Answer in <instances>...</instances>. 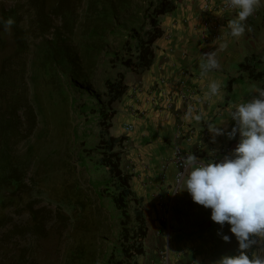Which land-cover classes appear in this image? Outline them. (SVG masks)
I'll use <instances>...</instances> for the list:
<instances>
[{
    "label": "crops",
    "instance_id": "obj_1",
    "mask_svg": "<svg viewBox=\"0 0 264 264\" xmlns=\"http://www.w3.org/2000/svg\"><path fill=\"white\" fill-rule=\"evenodd\" d=\"M172 1L173 10L154 22L160 35L152 44L150 65L124 76L126 90L116 100L120 105L108 131L113 137L125 136L120 165L130 174L146 229L144 254L134 258L135 264H215L222 256L237 255L238 241L230 225L221 228L210 219V208L196 204L186 191L175 192L182 189L174 151L180 148L205 163H219L239 143V133L235 139L221 135L213 140L208 127L231 131L232 105L249 101L258 95L255 89L264 88V79L250 78L245 70L253 58L264 56V0L243 22L246 30L240 38L232 37L227 27L237 13L220 11L222 0ZM212 51L219 68L202 74L203 54ZM258 66L262 69L264 62ZM161 79L171 100L159 92ZM213 81L220 83V94L205 99ZM182 90L188 91L186 99ZM189 106L199 121L185 119ZM218 233L229 236V242ZM259 249L253 245L247 254L251 258Z\"/></svg>",
    "mask_w": 264,
    "mask_h": 264
},
{
    "label": "trees",
    "instance_id": "obj_2",
    "mask_svg": "<svg viewBox=\"0 0 264 264\" xmlns=\"http://www.w3.org/2000/svg\"><path fill=\"white\" fill-rule=\"evenodd\" d=\"M137 1L83 0L78 3L79 8L73 0H57L49 7L46 0H29L27 26L18 25L22 18L15 7L7 11V18L10 16L15 21L17 53L26 51L27 40L35 37L31 43L34 49L29 72L43 83L33 90L31 103L24 107L29 119L27 129L32 130L34 124L42 122L45 127L38 142L48 135L53 122L61 134L55 155L40 160V169L44 177L59 175L61 180L55 200L58 208L65 210L70 225L71 244L66 250V264H135L134 258L144 254L146 229L142 210L134 198L130 174L120 165L125 136L113 137L108 131L110 124L104 123L115 113L109 105L126 90L124 74H119L114 82H105L109 95L106 105L77 99L83 95L94 97L92 80L114 39H120L121 45L112 53L111 60L118 58L122 50L125 55L117 59V64L124 68L143 69L150 65L152 44L160 35L154 22L175 5L172 0H140L138 5ZM28 26L31 33L23 37ZM38 37L41 39L35 43ZM263 62L264 56L253 58L245 67L248 77L264 79V67L258 69ZM48 108L53 114L60 112V118L49 121ZM11 110L14 114L16 107ZM95 114L105 128L100 132L96 153L95 148L82 143V150L75 156L73 152L78 148L74 144L75 116L87 118ZM15 122L5 127L7 144L20 135L18 122L21 121ZM25 162L20 156L2 155L0 163L3 172H7L5 178L21 179ZM93 171H101L103 178L93 179ZM110 231L116 235L112 245L106 234Z\"/></svg>",
    "mask_w": 264,
    "mask_h": 264
},
{
    "label": "rangeland",
    "instance_id": "obj_3",
    "mask_svg": "<svg viewBox=\"0 0 264 264\" xmlns=\"http://www.w3.org/2000/svg\"><path fill=\"white\" fill-rule=\"evenodd\" d=\"M82 1L73 0V3L77 7ZM46 2L49 7L57 0ZM29 3V0H0V157L16 155L27 161L22 164L24 174L18 181L5 178L7 172H3L0 163V264H66V250L71 244L70 225L65 210L58 208L55 200L60 192L61 180L59 175L50 174L44 177L40 169V160L55 155L61 134L58 133L56 122H53L49 126L51 129L48 135L38 142L43 133L42 128L45 127L42 122L34 124L32 130L27 129L29 119L26 117L24 107L31 103L33 90L36 91L38 86L43 84L30 76L29 72L34 49L31 43L35 37L27 40L29 48L26 51L17 53L15 21L10 16L7 18V11L15 7L22 18L18 25H29ZM138 3L140 0L137 1V5ZM9 19L13 21L11 26L5 23ZM54 22L59 23L57 20ZM25 30L23 37L31 33L29 26ZM40 39L41 37H38L35 43ZM120 45V39L116 41L114 39L110 43L92 80L94 97L77 96L79 102L106 105L109 95L105 82L116 81L118 75L122 73L125 76L132 71H139L134 66L124 68L117 64L119 61L117 59L125 55L122 50L118 58L111 60L112 53L119 49ZM244 89L248 90L247 87ZM116 100L109 105L110 109L114 110L120 105ZM11 107H16L14 114H11ZM47 113L49 121H56L61 116L60 112L53 114L50 108ZM16 119L21 121L18 122L20 135L12 138L7 144L4 133L8 129L5 127L16 123ZM75 123L77 137L74 144H77L78 148L73 153L77 156L83 148L82 143L89 148L97 147L100 132L105 128L96 114L87 118L75 116ZM31 146L34 147L30 150ZM94 152L96 153V148ZM89 168H93L91 163ZM91 174L93 179L103 178L101 171H93ZM113 223L117 225L116 221ZM106 234L109 237V245H112L116 237L115 232L112 234L110 231Z\"/></svg>",
    "mask_w": 264,
    "mask_h": 264
},
{
    "label": "clouds",
    "instance_id": "obj_4",
    "mask_svg": "<svg viewBox=\"0 0 264 264\" xmlns=\"http://www.w3.org/2000/svg\"><path fill=\"white\" fill-rule=\"evenodd\" d=\"M223 3L237 13L227 25L230 35L242 37L246 30L243 22L261 6V0H223ZM5 23L11 26L13 21L9 19ZM203 55L202 74L219 68L215 51ZM220 91V83L213 81L204 98L217 97ZM255 93L258 95L249 101L230 108L229 119L235 122L231 131L215 125L208 127L213 140L221 135L235 139L239 133V143L231 155L219 163L211 160L205 163L195 155L185 157V172L180 180L182 190L175 191H186L196 204L210 208V219L221 228L225 223L230 225V232L238 241V254L222 256L215 264H264V88L255 89ZM192 113L189 106L185 119H201ZM222 239L229 242L230 237L222 235ZM257 244L260 249L250 258L247 251Z\"/></svg>",
    "mask_w": 264,
    "mask_h": 264
},
{
    "label": "built area",
    "instance_id": "obj_5",
    "mask_svg": "<svg viewBox=\"0 0 264 264\" xmlns=\"http://www.w3.org/2000/svg\"><path fill=\"white\" fill-rule=\"evenodd\" d=\"M219 9H220V11H222V12H223V11L230 10L229 8H226V7L224 6L223 0H222V2H221V5L219 6ZM163 82H164V80L161 79V80H160V83L157 84L158 86H160V88H159V92H160L161 95H163V96L166 97L167 101H168V100H171V99H172V95L169 94V93H167V92L164 90V88H163ZM186 92H188V91L182 90L181 93H180V94H181V97H183L184 99H186L187 96H188V93H186ZM158 94H159V93H158ZM200 101H202V98H199L198 103H199ZM199 104H200V103H199ZM133 111H134V109H133ZM131 128H132L131 125L126 126V130H129V129H131ZM188 135H189V136H188L187 138L190 140V138H191V136H190V135H191V131L188 132ZM123 144H124V143H123ZM189 155H191V154L188 153V152H183L180 148H176L175 151H174V157H173V159H174L175 163H176L177 166H178V170H177V173H176V180H177V182H180V180H181V174L185 172V169L183 168V162H184L185 157H187V156H189Z\"/></svg>",
    "mask_w": 264,
    "mask_h": 264
}]
</instances>
